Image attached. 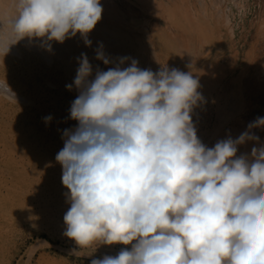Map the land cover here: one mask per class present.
I'll list each match as a JSON object with an SVG mask.
<instances>
[{
  "label": "clouds",
  "instance_id": "1",
  "mask_svg": "<svg viewBox=\"0 0 264 264\" xmlns=\"http://www.w3.org/2000/svg\"><path fill=\"white\" fill-rule=\"evenodd\" d=\"M14 5L11 32L49 50L77 33L91 46L88 34L103 12L100 0ZM102 47L96 59L110 64ZM129 59L90 80L87 54L77 58L79 94L69 112L78 124L63 130L55 157L69 190L63 234L79 246L72 253L123 244L131 247L90 264H264V143L250 159L236 156L238 144L255 138L247 131L207 147L192 120L203 101L198 78L165 65L141 69L135 59L122 67ZM0 95L15 99L6 78ZM261 125L264 116L249 128Z\"/></svg>",
  "mask_w": 264,
  "mask_h": 264
},
{
  "label": "bare ground",
  "instance_id": "2",
  "mask_svg": "<svg viewBox=\"0 0 264 264\" xmlns=\"http://www.w3.org/2000/svg\"><path fill=\"white\" fill-rule=\"evenodd\" d=\"M100 2L102 17L88 34L91 46L77 33L63 43L51 41L49 50L39 38L19 39L11 32L8 20L16 14L14 0H0V83L6 78L15 93V99L0 95V264H13L20 254L32 236L31 231L22 232L26 225L66 227L69 190L62 184V166L55 157L64 146L63 130L78 124L69 110L79 94L73 81L81 53L92 65L90 80L121 57L130 58L122 67L135 59L141 69L153 72L161 65L191 71L203 97L192 120L204 145L235 140L247 131L255 138L238 144L236 156L250 159L253 147L264 143V125L249 128L255 112L264 116L263 105L250 99L259 92L251 89L252 79H264V46L258 57L245 59L240 51L247 35L233 41L251 12V0H138L142 9L130 14L109 0ZM258 33L259 43H264V1ZM101 44L110 64L96 59ZM68 84H73L71 90ZM47 116L52 119L46 123ZM39 244L38 239L26 248L27 264ZM98 246L106 252L115 250L113 245ZM42 252L37 262L48 264Z\"/></svg>",
  "mask_w": 264,
  "mask_h": 264
},
{
  "label": "rangeland",
  "instance_id": "3",
  "mask_svg": "<svg viewBox=\"0 0 264 264\" xmlns=\"http://www.w3.org/2000/svg\"><path fill=\"white\" fill-rule=\"evenodd\" d=\"M263 1L264 0H251L252 2L251 12L246 15V20L244 21V25L237 31V35L233 40V41H238L239 39H242L244 35H247V38L243 40V42H246V44L242 46L240 51V55L245 59H247V57H252L253 55L258 57L259 53L261 54L262 46H264V43L262 42L259 43V33H258L259 10L261 9ZM109 2L112 5L120 7V9L126 14H130L132 12L134 13V11H138L142 9V5L138 2V0H109ZM135 18L137 19L139 17H135ZM254 29H256V31ZM246 30H249V32ZM216 38L218 39V37ZM216 41L219 42V40ZM218 42L216 43V45L217 44L218 46L222 45L221 47L225 46L223 42L221 41L220 43ZM263 52H264V48H263ZM229 55L230 54H228L226 57H229ZM261 58H262L261 62L264 63V54L261 56ZM250 87L252 90L254 91L258 90L260 92V93L257 92V95L253 94V97L250 98L252 104L259 105L260 103L261 106L263 105L262 111H264V79L260 82H257L256 79L253 78L252 81L250 82ZM259 116H261V114L255 112L253 120L255 121ZM25 227H23L22 232L26 233L28 231H31L32 236L26 239L25 245L22 247L20 254L16 257L13 264H27L26 263L27 257L25 255L26 248L31 243H33L35 240L38 239L40 240V244H39L40 247L38 248V252L36 253V256H38L43 251L42 252L44 255L43 257L46 260V262L45 261L44 262L48 264H60V263L90 264L91 260L94 258H101L104 255H116L122 248L131 247V245L112 244L113 249L115 250L106 252L100 250L99 249L100 247L97 246L96 243H93L89 247L80 249V251L74 255L72 253V250L73 249L79 250V246L76 244V242L73 239H70L63 234L66 228L63 225L57 226V224L55 223H45L40 227H37L36 225L33 224H28ZM60 229H62L63 231ZM36 256L30 264H40L37 262Z\"/></svg>",
  "mask_w": 264,
  "mask_h": 264
}]
</instances>
